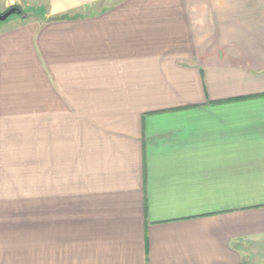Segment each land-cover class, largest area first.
I'll use <instances>...</instances> for the list:
<instances>
[{"label":"crops","instance_id":"0c3cea01","mask_svg":"<svg viewBox=\"0 0 264 264\" xmlns=\"http://www.w3.org/2000/svg\"><path fill=\"white\" fill-rule=\"evenodd\" d=\"M31 8L0 26V232L39 264H264V0Z\"/></svg>","mask_w":264,"mask_h":264},{"label":"rangeland","instance_id":"374dc122","mask_svg":"<svg viewBox=\"0 0 264 264\" xmlns=\"http://www.w3.org/2000/svg\"><path fill=\"white\" fill-rule=\"evenodd\" d=\"M48 2L49 0H0V13L12 6H19L24 9L41 3L47 4ZM21 17L23 16L16 14L11 16L8 21L0 24L4 26V24L10 22L9 25H11L14 23L12 20H17V18ZM7 230L0 232V261L3 262L5 260L3 264H39L38 232H33L32 236L29 233L32 231L28 232L24 231V229H15L13 231L9 227Z\"/></svg>","mask_w":264,"mask_h":264},{"label":"water","instance_id":"95a60500","mask_svg":"<svg viewBox=\"0 0 264 264\" xmlns=\"http://www.w3.org/2000/svg\"><path fill=\"white\" fill-rule=\"evenodd\" d=\"M40 12H41V8H31V9H29V11L28 10L24 11L19 6H12L9 9H7L6 11L0 13V23L2 24L4 22L8 21V19H10L11 16L16 15V14L22 15L24 18H28L30 16L40 14Z\"/></svg>","mask_w":264,"mask_h":264}]
</instances>
